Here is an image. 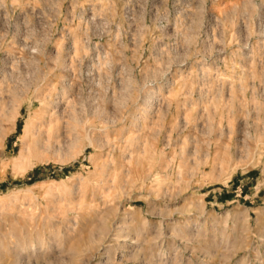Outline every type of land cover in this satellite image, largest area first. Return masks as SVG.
<instances>
[{"label": "rangeland", "instance_id": "obj_1", "mask_svg": "<svg viewBox=\"0 0 264 264\" xmlns=\"http://www.w3.org/2000/svg\"><path fill=\"white\" fill-rule=\"evenodd\" d=\"M11 221L9 264H264V0H0Z\"/></svg>", "mask_w": 264, "mask_h": 264}, {"label": "bare ground", "instance_id": "obj_2", "mask_svg": "<svg viewBox=\"0 0 264 264\" xmlns=\"http://www.w3.org/2000/svg\"><path fill=\"white\" fill-rule=\"evenodd\" d=\"M48 123H49V121L44 119L39 124H37L35 126L31 125L32 127L30 126V124H28L29 127H30L29 129L30 130L32 129L31 135H30L31 136V138H30L31 139V144L33 146L37 147V149H39V150L40 149L44 150L45 148H48V147H50V146H52L53 144L56 143V141L54 143L53 140L50 138V136H49L50 134L49 135L46 134V130H48L46 128V126L48 127V125L50 124V123L49 124ZM21 148L22 149H21V151L19 153H21V156L23 157L27 153L26 152V150H27L26 148H28V146L27 145L26 146L23 145V147H21ZM27 151H29V150H27ZM40 153H41V151H40ZM19 206L22 207V205H19ZM19 208L20 207H18V209ZM18 212H17V214L19 215L20 213H18ZM15 218H16L15 221L18 222L17 217H15ZM9 225L11 226L10 227V237H13L14 239L11 240L9 236H6V234L0 230V264H9V262H8L9 260H7L6 258H8L10 256L11 257L12 256L13 257H19L20 255H22V253H24V251L26 249V245L24 243V238L22 239V237H20L21 234H20L19 230L17 228H15L16 226H14L13 221H11ZM0 226H2V225L0 224ZM89 238H90V236H89ZM11 243H13V244H11ZM71 247H72V245H71ZM15 260H16V258H15Z\"/></svg>", "mask_w": 264, "mask_h": 264}]
</instances>
